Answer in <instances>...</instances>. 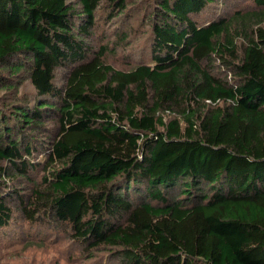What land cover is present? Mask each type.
Returning a JSON list of instances; mask_svg holds the SVG:
<instances>
[{"label":"trees","instance_id":"1","mask_svg":"<svg viewBox=\"0 0 264 264\" xmlns=\"http://www.w3.org/2000/svg\"><path fill=\"white\" fill-rule=\"evenodd\" d=\"M215 1L152 0L150 60L119 70L88 39L129 0H0V87L24 72L37 92L0 110V178L46 151L0 227L50 220L114 264H264V0L199 24Z\"/></svg>","mask_w":264,"mask_h":264},{"label":"rangeland","instance_id":"2","mask_svg":"<svg viewBox=\"0 0 264 264\" xmlns=\"http://www.w3.org/2000/svg\"><path fill=\"white\" fill-rule=\"evenodd\" d=\"M151 4L152 0H129L128 17L122 16L112 20L109 18L111 6L108 2L104 4V8L98 13L97 25L88 43L96 52L102 46L108 47L103 57L106 63L119 70H129L142 61L150 60L146 43L149 42L151 31V22H148ZM249 4L247 0H218L210 4L203 13L194 15V19L203 25L226 13L230 15L236 8L243 10ZM0 73L12 76L9 71L0 69ZM67 78L66 69H57L56 86L64 88ZM12 79L14 80L12 90L5 91L0 87V110L10 118L14 115L15 105L25 103L28 106L37 98V92L26 73L22 72ZM9 82L11 80L7 79L5 84ZM171 118H174L173 114H168L166 120ZM49 127L53 128V124L50 123ZM41 134L35 132L32 137L38 142L49 139L46 132L43 136ZM45 157L46 151L41 149L32 155L31 161L38 167L31 168L32 179L0 178L3 187L0 194L5 195L8 206H16L14 198L20 200V197L26 198V195L31 194L32 180L41 182L43 175L41 162ZM11 194L13 195L10 196ZM40 220L42 221L28 222L19 211H15L9 225L5 228L0 227V264H114L109 261L107 250L84 254V248L70 233L67 234V226L52 223L50 220Z\"/></svg>","mask_w":264,"mask_h":264}]
</instances>
